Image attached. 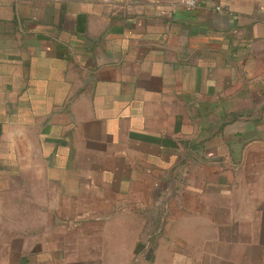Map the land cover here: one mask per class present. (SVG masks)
<instances>
[{
  "label": "crops",
  "instance_id": "obj_1",
  "mask_svg": "<svg viewBox=\"0 0 264 264\" xmlns=\"http://www.w3.org/2000/svg\"><path fill=\"white\" fill-rule=\"evenodd\" d=\"M0 264H264V0H0Z\"/></svg>",
  "mask_w": 264,
  "mask_h": 264
},
{
  "label": "rangeland",
  "instance_id": "obj_2",
  "mask_svg": "<svg viewBox=\"0 0 264 264\" xmlns=\"http://www.w3.org/2000/svg\"><path fill=\"white\" fill-rule=\"evenodd\" d=\"M22 195L25 197V194H20V196H22ZM22 199L23 198L21 197L20 200H19L20 203H23L25 201V200H22ZM5 211H9L10 212V210H5ZM33 217H34V219H36V218L42 219L43 218L37 212L33 216L32 215V211L27 213L26 209H21L20 208L19 211H18V222H17V225L14 224V223L12 225L9 224L10 220L13 221L14 219L10 215H8V217L5 219L8 222V225H6V227H7L8 230H11L10 229L11 226H12L13 229H14V227H17L18 228V233L25 235V233L30 231L27 224H28V221H30ZM8 233H10V231H8ZM7 259H9V261H10V258H7Z\"/></svg>",
  "mask_w": 264,
  "mask_h": 264
},
{
  "label": "built area",
  "instance_id": "obj_3",
  "mask_svg": "<svg viewBox=\"0 0 264 264\" xmlns=\"http://www.w3.org/2000/svg\"><path fill=\"white\" fill-rule=\"evenodd\" d=\"M183 5L187 8H194L197 6L198 0H182Z\"/></svg>",
  "mask_w": 264,
  "mask_h": 264
}]
</instances>
